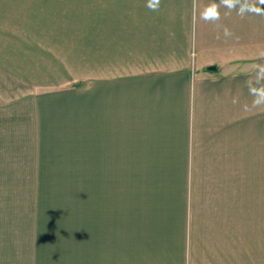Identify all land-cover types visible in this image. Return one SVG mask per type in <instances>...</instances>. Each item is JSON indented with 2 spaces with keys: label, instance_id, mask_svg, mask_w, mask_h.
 Returning <instances> with one entry per match:
<instances>
[{
  "label": "rangeland",
  "instance_id": "obj_1",
  "mask_svg": "<svg viewBox=\"0 0 264 264\" xmlns=\"http://www.w3.org/2000/svg\"><path fill=\"white\" fill-rule=\"evenodd\" d=\"M97 1L0 0V224H34L41 264H187L195 224L264 237V108L234 137L232 167H209L204 143L200 167H88L79 136L41 123L80 72Z\"/></svg>",
  "mask_w": 264,
  "mask_h": 264
},
{
  "label": "crops",
  "instance_id": "obj_2",
  "mask_svg": "<svg viewBox=\"0 0 264 264\" xmlns=\"http://www.w3.org/2000/svg\"><path fill=\"white\" fill-rule=\"evenodd\" d=\"M213 2L160 0L154 12L147 0H98L82 32L80 72L54 95L62 108L43 111L41 123L79 136L88 167L137 165L121 163L126 156L141 157V166L200 167L201 143L209 167H232L234 137L248 136L260 110L250 108L246 81L264 64V16H226L221 7L219 21L201 19ZM9 226L0 224V264H41L36 226ZM197 228L206 229L197 236ZM191 232L187 264H264V237L247 224H195Z\"/></svg>",
  "mask_w": 264,
  "mask_h": 264
},
{
  "label": "clouds",
  "instance_id": "obj_3",
  "mask_svg": "<svg viewBox=\"0 0 264 264\" xmlns=\"http://www.w3.org/2000/svg\"><path fill=\"white\" fill-rule=\"evenodd\" d=\"M264 0H218V2L211 3L200 13V18L209 21L216 22L221 18L219 9L221 7L227 9L224 15H230L233 11H236L237 15L244 18L246 15L264 16ZM147 8L151 11H158L160 7V0H147ZM225 37L232 35L231 31L225 27L223 30ZM219 38V34L217 35ZM264 56V53H261ZM255 70V78L246 81L249 94L253 97L251 107L256 109L264 108V64L253 65ZM236 98H233V103H236ZM245 110H248V106H245Z\"/></svg>",
  "mask_w": 264,
  "mask_h": 264
},
{
  "label": "water",
  "instance_id": "obj_4",
  "mask_svg": "<svg viewBox=\"0 0 264 264\" xmlns=\"http://www.w3.org/2000/svg\"><path fill=\"white\" fill-rule=\"evenodd\" d=\"M210 69H215L216 67L215 66H211V67H209Z\"/></svg>",
  "mask_w": 264,
  "mask_h": 264
}]
</instances>
